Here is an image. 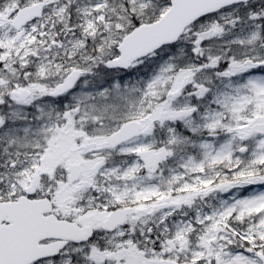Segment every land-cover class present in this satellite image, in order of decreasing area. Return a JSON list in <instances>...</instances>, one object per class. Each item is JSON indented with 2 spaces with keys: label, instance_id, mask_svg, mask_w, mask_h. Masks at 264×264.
Listing matches in <instances>:
<instances>
[{
  "label": "snow or ice",
  "instance_id": "1",
  "mask_svg": "<svg viewBox=\"0 0 264 264\" xmlns=\"http://www.w3.org/2000/svg\"><path fill=\"white\" fill-rule=\"evenodd\" d=\"M0 264H264V0H0Z\"/></svg>",
  "mask_w": 264,
  "mask_h": 264
}]
</instances>
